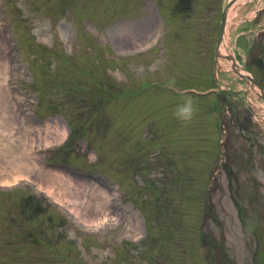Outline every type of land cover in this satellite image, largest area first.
Masks as SVG:
<instances>
[{"label": "rangeland", "instance_id": "rangeland-1", "mask_svg": "<svg viewBox=\"0 0 264 264\" xmlns=\"http://www.w3.org/2000/svg\"><path fill=\"white\" fill-rule=\"evenodd\" d=\"M229 1L0 0L9 113L28 144L40 135L25 156L0 132V168L21 160L35 178L0 183V264H264V124L251 108L264 98L227 70L213 78ZM226 33L264 88V0L239 5ZM212 86L219 106L199 95ZM185 95L190 122L172 115Z\"/></svg>", "mask_w": 264, "mask_h": 264}, {"label": "bare ground", "instance_id": "bare-ground-1", "mask_svg": "<svg viewBox=\"0 0 264 264\" xmlns=\"http://www.w3.org/2000/svg\"><path fill=\"white\" fill-rule=\"evenodd\" d=\"M245 1L247 0H231V5L229 6V8L227 9V19L228 21L231 19V17H234V15H236V10L237 7L239 5H242ZM229 45V37L228 34L225 33V37L222 41V44L220 46V52H221V56L218 58L217 60V68L218 71L220 72L221 69L223 70H227L229 72H232L235 76H239L240 78L244 79L249 88L252 89V91L254 92V94L256 96H261L262 94V90L257 87L254 82L252 81L251 77V73L247 72L245 70V68L239 63H236V67L233 66V61L231 59H227L226 56L227 55H231V56H235L234 52L232 50H229L227 47ZM237 60V59H236ZM5 78L0 79V132L3 133L4 135H2L3 140L5 141L4 143L7 145H9V147H13L14 149L18 150V148H21L20 151H23L25 153H19V154H23L25 156H30V153L32 150H30L31 148L28 147V145L30 146L31 144H34L36 142V139L40 140V135L37 138H32L31 143L28 144V135L26 134V132L24 133V128L22 126H19V122L17 118L12 119V116L10 115L9 111H10V102L9 100L12 99V95L11 90L9 88V86L4 83ZM253 112L255 113V115L258 117V119L261 120V122L264 124V108L260 109V107L258 106H252L251 107ZM21 120L25 123L26 121H24L23 117H20ZM27 123V122H26ZM12 126L11 130L6 129V126ZM24 125V124H23ZM26 125V124H25ZM26 128L29 129H36L37 131H40V127H38L36 124L33 125H26ZM6 139V140H5ZM19 151V152H20ZM17 158L20 160V156L18 155ZM22 163H25L23 161H19L16 164H14L13 166H11L10 168H0V183L1 184H9L16 182L18 179L20 178H25L28 180H35L34 176L31 175L30 172H23V167L21 166ZM38 165V163H36ZM24 166V164H23ZM49 174H52L54 176H59L60 178H64L63 174H60L58 172H55L54 170L49 169L47 171ZM37 185L40 189H45V191L51 195V197L58 201L59 203L65 204L67 202L66 197L62 196L63 192L62 189L58 188L57 186H55L54 184L51 185H47L44 182H37ZM105 190L103 189H99V187H97L96 190V196L92 199V201L90 202V206H88V212H91L92 209L93 211L91 212V214L95 217V221L94 222H101V221H105L108 218V210H107V205H106V200H104L105 202H103V200L101 198H106L105 197ZM99 195L101 196V198L99 197ZM86 199V195H82V203L84 202V200ZM71 211L78 216L80 213V208L79 206H72ZM87 219H85L84 221H86ZM97 222V223H99Z\"/></svg>", "mask_w": 264, "mask_h": 264}, {"label": "clouds", "instance_id": "clouds-1", "mask_svg": "<svg viewBox=\"0 0 264 264\" xmlns=\"http://www.w3.org/2000/svg\"><path fill=\"white\" fill-rule=\"evenodd\" d=\"M197 111L196 103L191 95L182 97V102L177 104L172 115L182 122H190Z\"/></svg>", "mask_w": 264, "mask_h": 264}, {"label": "water", "instance_id": "water-1", "mask_svg": "<svg viewBox=\"0 0 264 264\" xmlns=\"http://www.w3.org/2000/svg\"><path fill=\"white\" fill-rule=\"evenodd\" d=\"M230 3L231 2H229V5H230ZM229 5L227 7H225L223 9V12H222L220 35H219V38H218V41H217V44H216V48H215V65L217 64V58L221 56V53H220L219 49H220V45L222 43V40H223V37H224V33H225L226 22H227V9H228ZM226 58L231 59L233 61L234 67L236 66V61H235V58L233 56H226ZM261 90L263 91V98H264V90L263 89H261Z\"/></svg>", "mask_w": 264, "mask_h": 264}, {"label": "trees", "instance_id": "trees-1", "mask_svg": "<svg viewBox=\"0 0 264 264\" xmlns=\"http://www.w3.org/2000/svg\"><path fill=\"white\" fill-rule=\"evenodd\" d=\"M58 112L60 113V111H59V110H58V111L56 110V113H58ZM70 125H71V124H70Z\"/></svg>", "mask_w": 264, "mask_h": 264}]
</instances>
